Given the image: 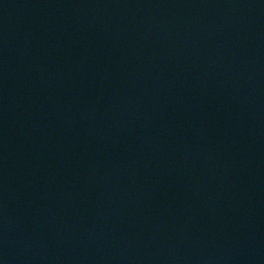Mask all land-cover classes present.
Here are the masks:
<instances>
[{"label": "water", "instance_id": "95a60500", "mask_svg": "<svg viewBox=\"0 0 264 264\" xmlns=\"http://www.w3.org/2000/svg\"><path fill=\"white\" fill-rule=\"evenodd\" d=\"M0 264H264V0H0Z\"/></svg>", "mask_w": 264, "mask_h": 264}]
</instances>
